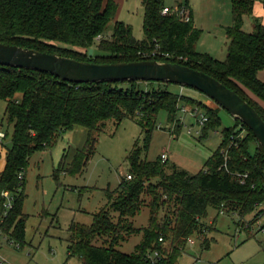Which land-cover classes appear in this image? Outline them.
<instances>
[{
  "label": "trees",
  "instance_id": "trees-1",
  "mask_svg": "<svg viewBox=\"0 0 264 264\" xmlns=\"http://www.w3.org/2000/svg\"><path fill=\"white\" fill-rule=\"evenodd\" d=\"M259 1L264 3L231 0L233 24L226 28L229 46L224 61L198 51L202 30L196 27L191 9L189 22L176 14L163 15L165 0H142L143 40L136 39L133 28L121 21L106 36L118 13L115 0H0V43L97 64L178 63L236 92L264 119L259 104L264 103V82L258 77L264 70V25L253 19V31L243 29L244 18L253 15ZM91 49L93 56L89 55ZM173 86L157 82L78 85L46 73L0 66V100L7 102L5 115L12 126V146L0 175V237L21 248L26 244L25 176L36 153L52 151L65 133L84 127L89 130L88 140L69 168L72 175L82 174L96 152L93 132H102L108 121L119 126L126 118L138 123L143 141L137 140L129 152V172L115 191L107 190L108 202L94 215L93 223L71 224L69 258L82 264H145L147 253L158 250L164 264H179L189 240L202 233L210 209L218 215L222 210L243 217L255 213L256 222L264 215V149L241 121L235 120L223 130L221 144L196 175L175 167L169 174L168 161L144 158L161 112L175 124V133L182 127V108H198L208 118L200 138L221 126L218 105L211 108L175 93ZM7 136L9 133L3 139ZM240 174L248 175L244 182L238 178ZM8 197L13 201L11 210L6 209ZM144 206L149 209V222L137 227L132 219ZM139 234L143 238L133 253L116 249ZM97 238L104 239L102 246L94 244ZM203 244L209 247V240Z\"/></svg>",
  "mask_w": 264,
  "mask_h": 264
},
{
  "label": "rangeland",
  "instance_id": "rangeland-1",
  "mask_svg": "<svg viewBox=\"0 0 264 264\" xmlns=\"http://www.w3.org/2000/svg\"><path fill=\"white\" fill-rule=\"evenodd\" d=\"M115 1L119 5L118 13L115 20L110 23L106 36H111L115 22L121 21L133 28L136 39L143 40L145 35L142 0ZM177 1H181L180 3L185 5H182L184 8L191 5L194 10L195 23L202 30L197 45L198 51L213 54L217 60L224 61L229 46L226 28L233 24L231 0H188L190 5L187 0H165V4L175 7ZM250 28L247 23L245 29ZM171 89L175 93L191 96L211 108L218 107L214 101L199 91L178 85ZM249 96L258 101L253 95ZM17 99L20 100L21 95H17ZM260 103L264 106L263 102ZM6 106L7 102L0 100V132L4 135L9 133L2 142L3 159L12 146V126L7 122ZM218 113L222 121L221 126L208 131L206 138H200L201 134L195 133L198 129L196 119L189 113L182 114V127L175 133V124L169 123L166 112H161L144 158L156 161L163 153H167L169 160L166 170L169 174L175 167L190 175H196L204 169L218 149L223 130L235 124V119L224 109L220 108ZM76 129L79 135L75 139V145H66V142L61 141L63 138L61 137L59 139L61 142L58 141L52 151L36 153L30 160L24 189L26 196L24 213L28 217L26 244L17 252L24 261L27 257H33L44 264H47L46 261L51 264H82L77 258L66 256L69 228L72 223L84 225L93 223L94 215L108 202L107 190L115 191L119 187L121 177L129 172L127 161L129 152L137 140L143 141L142 130L136 121L126 118L119 126L115 121H108L102 132L92 134V137L97 139L96 152L86 170L82 174L72 175L69 168L77 148L82 149L85 146L89 134L86 128ZM190 129H193L192 134L189 132ZM82 133L86 136L83 141L80 138ZM243 133L245 134V131ZM80 141L82 142L77 144ZM251 145V152L254 153L256 144ZM69 146H72V149ZM65 151L67 156L63 160ZM114 214L118 216L117 213ZM254 216L255 213L243 217L235 212L218 215L215 209H210L209 217L205 221L216 220L217 224L208 235L209 249L202 250V241L200 242L197 236L196 239L193 237L195 245L189 243L179 263L264 264V215H261L256 223H253ZM149 217V209L144 206L142 213L132 219V222L137 227H145L148 225ZM142 238L141 234L134 235L116 249L131 254L141 243ZM103 243L102 238L94 241L96 246H102ZM0 245L1 255L10 250L15 252V248L12 250L8 242H2Z\"/></svg>",
  "mask_w": 264,
  "mask_h": 264
},
{
  "label": "water",
  "instance_id": "water-1",
  "mask_svg": "<svg viewBox=\"0 0 264 264\" xmlns=\"http://www.w3.org/2000/svg\"><path fill=\"white\" fill-rule=\"evenodd\" d=\"M91 49L89 55L93 56ZM0 66L50 74L73 84L157 82L197 90L241 121L264 149V119L236 92L187 66L156 60L97 64L0 43Z\"/></svg>",
  "mask_w": 264,
  "mask_h": 264
},
{
  "label": "crops",
  "instance_id": "crops-1",
  "mask_svg": "<svg viewBox=\"0 0 264 264\" xmlns=\"http://www.w3.org/2000/svg\"><path fill=\"white\" fill-rule=\"evenodd\" d=\"M181 1H177L176 2V5L178 4V3H180ZM187 2L189 3V5H190V2L187 0ZM166 6L167 7H172V6H170V5H167L166 4ZM190 9H191V11H192V14H193V21H194V23H195V14H194V10H193V8L191 7V5H190V7H189ZM253 19H257L259 22H261L263 25H264V3L263 2H261V1H259V2H257L256 4H255V6H254V13H253V15L251 16V17H245L244 18V26H243V29H244V31H246V32H252L253 31V28H254V21H253ZM247 23H249V26H251V28H250V30H247V29H245V26L247 25ZM195 25H196V23H195ZM196 27L199 29L200 27H199V25H196ZM228 27H230V26H228ZM201 30V29H200ZM199 43V42H198ZM207 53V52H206ZM208 54H210V53H208ZM211 56L213 55V54H210ZM214 57V56H213ZM216 58V57H215ZM216 59H218V58H216ZM258 77H259V79L262 81V82H264V70H262L260 73H259V75H258ZM263 108H264V106H263ZM76 128H79V127H76ZM74 129L73 131H71V132H68V133H65L62 137V140L61 141H63V142H66L67 144L66 145H69V144H71L72 146L73 145H75V139L76 138H78V135H79V131L77 130V129ZM84 128V127H83ZM81 132V131H80ZM0 134H4V133H2V132H0ZM87 136L89 137V134H87ZM85 134L83 135V133H82V136L80 137V138H82V141H83V139L85 140ZM61 139V138H60ZM4 140V139H3ZM3 140L0 142V175H1V173H2V171L4 170V168H5V164H6V156H7V153H6V156H4V159H3V152H2V142H3ZM88 140V139H87ZM60 141V140H59ZM60 141V142H61ZM82 141H80V142H77V144H79V143H81ZM69 142V143H68ZM72 146H69V148H71L72 149ZM78 150H80V148H77V151ZM71 151V150H70ZM76 151V152H77ZM67 156V153H66V151H65V153L63 154V160L65 159V157ZM26 177V176H25ZM225 213H227V212H225ZM227 214H230V213H227ZM222 215V214H221ZM258 220H256V222H257ZM256 222H254L253 221V223H256ZM203 224H204V229H203V231H202V233L201 234H198V235H196L197 237H198V240L201 242L202 241V244H201V248H202V250H204L205 249V247H204V242L206 241V240H209V238H208V235L210 234V232H212L214 229H215V227H216V224H217V221L216 220H203ZM146 227V226H145ZM195 236V237H196ZM194 237V239H196ZM194 239H192V240H194ZM2 242H8L10 245V248H12V250H13V248H15V252L14 251H9V252H5V253H3L2 255L0 254V264H44V263H41V262H39L38 260H37V258H33V257H31V254H29V257H31V258H26V260L24 261L23 259H21V257H20V253H17L18 252V250L20 251L22 248L19 246L18 247V245H15L14 243H12V242H9V240L7 239V238H5V237H3V236H1L0 237V243H2ZM192 245H195V242L194 241H192ZM209 247H210V245H209ZM209 247H206V248H208L209 249ZM1 245H0V250H1ZM67 248H68V246H67ZM17 250V251H16ZM184 253H186V252H184ZM66 256H68V251H67V255ZM200 257H201V255H200ZM68 260V259H67ZM47 262V264H51L49 261H46ZM180 264V263H179Z\"/></svg>",
  "mask_w": 264,
  "mask_h": 264
},
{
  "label": "built area",
  "instance_id": "built-area-1",
  "mask_svg": "<svg viewBox=\"0 0 264 264\" xmlns=\"http://www.w3.org/2000/svg\"><path fill=\"white\" fill-rule=\"evenodd\" d=\"M185 6V5H183ZM162 14L163 15H167V14H176L178 15V17L180 18V20L185 21V22H189L191 19L190 16V9L189 8H184L182 7V5H176L175 7H166L162 10ZM182 112L183 113H189L192 117H194L196 119L197 122V130L195 131V133L197 135H200L202 132V129L204 128L205 123L208 121V118L204 115V113H202L198 108L194 109V110H188L186 108H182ZM183 121V118H182ZM191 134L193 132V129H190L189 131ZM5 137L4 134H0V142L1 140ZM233 140V138H232ZM224 156H227V153H223ZM227 158V157H226ZM169 160L167 153H163L161 156V161L162 163H166ZM226 166V164H225ZM247 174H240L238 175V178L240 179L241 182H244V180L247 178ZM129 180L132 179V177L130 175H128L127 177ZM9 198V197H8ZM13 207V201L11 198H9L8 203L6 204V209L7 210H11ZM225 213V211H221L220 215ZM261 217V216H260ZM192 239L191 238L188 242L192 244ZM160 241L162 242L163 239L160 238ZM19 247V245H18ZM164 256L162 255V253L158 250L155 251H150L147 253L146 258H145V264H164Z\"/></svg>",
  "mask_w": 264,
  "mask_h": 264
}]
</instances>
